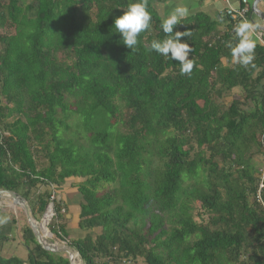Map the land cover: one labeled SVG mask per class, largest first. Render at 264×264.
Returning <instances> with one entry per match:
<instances>
[{
  "label": "trees",
  "instance_id": "obj_1",
  "mask_svg": "<svg viewBox=\"0 0 264 264\" xmlns=\"http://www.w3.org/2000/svg\"><path fill=\"white\" fill-rule=\"evenodd\" d=\"M127 3L0 0V189L22 195L34 216L52 202L49 228L65 240L67 205L50 201V187L84 179L78 226L100 232L69 240L83 264H264V171L254 159L264 157V43L254 66L224 65L239 20L189 15L174 31L191 30L182 42L196 63L180 75L179 62L148 51L165 35L154 0L137 50L123 45L113 26ZM72 112L82 121L71 135ZM21 236L27 261L0 254V264H69L29 226Z\"/></svg>",
  "mask_w": 264,
  "mask_h": 264
},
{
  "label": "clouds",
  "instance_id": "obj_2",
  "mask_svg": "<svg viewBox=\"0 0 264 264\" xmlns=\"http://www.w3.org/2000/svg\"><path fill=\"white\" fill-rule=\"evenodd\" d=\"M123 9V14L114 20V32L119 33L122 37L123 45L134 52L140 44V34L150 29L153 19L152 13L149 11L148 0H128L126 7ZM189 15L190 9L187 5L180 4L174 7L169 15L161 21L160 28L165 34L164 37L162 39H153L148 46V51H153L165 58L179 62L180 75H190L196 63L194 59L189 58L193 48L187 40L182 42V38L190 39L192 36L191 30L174 31V28L182 24V21ZM257 27L258 25L247 18H241L233 26L232 31L235 43L229 41L227 42V47L231 50V57L234 63L245 68L250 65L254 66L253 61L255 60V49L257 47L255 32ZM53 193L55 194L56 191L53 192L52 190ZM53 207L54 205L52 204L47 213L50 214L47 225H50L56 218ZM47 229L53 233L48 226Z\"/></svg>",
  "mask_w": 264,
  "mask_h": 264
},
{
  "label": "crops",
  "instance_id": "obj_3",
  "mask_svg": "<svg viewBox=\"0 0 264 264\" xmlns=\"http://www.w3.org/2000/svg\"><path fill=\"white\" fill-rule=\"evenodd\" d=\"M252 0H248V6L250 7ZM154 4L155 7L159 10V13L162 15V17H167L169 15V13L171 12V10L176 7L177 5L180 4H184L187 5L190 9V15L193 14H197V13H204L206 14L208 17H210L212 20H216L219 21L223 18L225 11L228 8H234V9H239L241 7V1L240 0H230L229 3L225 2L224 0H154ZM260 9L262 11H264V3L262 5H260ZM250 11V10H249ZM246 18L251 21L253 23V20H256L258 23H260V21H258V19H256L255 15L250 12H248V14L246 15ZM225 28L224 24H221L219 26L220 30H223ZM255 38L257 40V43H264V34H262V32L258 29H256L255 32ZM224 65H228V64H232L234 63L233 60L232 62H228V60H223ZM241 93V91H238ZM236 92V93H238ZM250 105L252 106L251 102ZM68 183V181H65ZM72 187V185H70ZM74 188H76V190H69V185H63L60 187H55V186H51L50 189L52 188L53 192L56 191L55 195L56 197H60L65 204L67 205V209H68V214H66L67 217V221L66 225H65V229L66 232L69 233L67 231V229L71 228L69 225L72 221L76 220V225H74L73 227H77V229H79L78 226V222H79V214L81 211V205L83 203V197H81L79 194H81L79 192L78 186L73 185ZM73 214V215H72ZM8 216V213H5L4 216ZM70 215V217H69ZM72 215V216H71ZM4 216H2L0 218V230L2 229L3 234L0 233V238L2 236H6V237H10V235H8V227L10 225H12L11 223H8V219L4 220ZM10 222V221H9ZM4 242L0 241V254H2L4 251L7 252V257H11V256H18L20 258H22L25 261V258L27 257H21L18 254V250H17V244L18 242L15 243L13 241L15 240H7L6 238L3 239ZM28 255V254H27Z\"/></svg>",
  "mask_w": 264,
  "mask_h": 264
},
{
  "label": "rangeland",
  "instance_id": "obj_4",
  "mask_svg": "<svg viewBox=\"0 0 264 264\" xmlns=\"http://www.w3.org/2000/svg\"><path fill=\"white\" fill-rule=\"evenodd\" d=\"M26 1H29V0H26ZM153 5H154L155 10L158 12L159 16L161 17L162 15L159 13V10L155 7V4H153ZM58 58L60 59V61L65 62V63H67V62L70 61V59L68 58L67 54L66 53H63V52H59L58 53ZM239 90H241V89L240 88H234V89H232L230 91H226L225 94H224V97L221 99V101H223L224 103L226 102V104H228L231 101V98L233 97V94L236 93V92H238ZM81 121H82V117L79 114L73 113V112L70 113L69 117L66 119V123L70 127L69 133L71 135H72V132L74 130H76L75 129V126L76 125H79L81 123ZM37 159H38L37 163H38V167L39 168H42V167H45L46 166L47 162L43 158L42 159L41 158H37ZM254 159H255L256 162H258V161L259 162L260 161L262 162V165L263 166L261 165L259 167V169H260V171H264V157L258 156V157H255ZM83 180L84 179L78 178V177L72 178V179H66V181H68V183L65 182L63 185H69V190H76V188H74L73 185H76L77 186ZM70 185H72V187ZM106 185H110V184H106ZM105 189H107V188H105ZM105 191L106 190H101L100 193L101 192H105ZM79 195L81 197L84 196L82 194H79ZM6 200H8V199L6 198ZM199 207H200V204L199 203H196L195 204V211L196 212L198 211ZM3 212L4 213H8V215H9V218H8L7 215L4 216V220H7L8 219L10 221V219H12L13 216L16 218V221H17L16 224L10 225L8 227V235L11 236V240H15V241H13L15 243V245L19 241L18 244H17V250H18L19 256H21V257H27L28 258V255L27 254H28V251L29 250H28V247L24 243V238L21 236V232H22L23 228H27V226H29V224L27 222V219H26V215H25L24 209L22 207H20V206H17V205H13V206H9V207L8 206H4L3 207ZM196 212H194L195 213V219L197 221H199L200 220V217L197 216ZM43 214L42 215L41 214H35V219L37 221H40L42 219ZM66 214H68V209H67V211L65 213V216H66ZM69 217H70V215H69ZM67 220H68L67 217H65V219H62L61 220V224H64V223L66 224L65 221H67ZM9 221H7V222L10 223ZM65 224H64V226H65ZM74 225H76V220H74V221H72L70 223L69 226L71 228L67 229V231L69 233H67L68 234V238L66 240L77 239V238H81V237L88 236V235L97 236V234L100 232V228L93 229V230H81V229H77L76 226L73 227ZM47 226L49 228V224ZM3 232L4 231H2V229H1L0 230V233L3 234ZM52 234L53 235H52L51 238H50V234H49V240H53V241H56V242H61V239L59 237H57L54 233H52ZM0 241L4 242V240L2 239V237L0 238ZM56 254H58V256L59 255H62L63 257H67L66 254L63 253V252L56 253ZM2 256L7 257V252L4 251L2 253ZM27 258H25V261H27ZM123 264H126V263H123ZM136 264H146V263H145L144 259H139Z\"/></svg>",
  "mask_w": 264,
  "mask_h": 264
},
{
  "label": "water",
  "instance_id": "obj_5",
  "mask_svg": "<svg viewBox=\"0 0 264 264\" xmlns=\"http://www.w3.org/2000/svg\"><path fill=\"white\" fill-rule=\"evenodd\" d=\"M263 3L264 0H252L250 5L251 13L255 15L258 21H260V23H258L256 20H253V23L258 25L257 29L260 30L262 34H264V11L260 9V5H262ZM6 198L8 200H6ZM13 205L20 206L24 209L27 222L33 232L34 238L43 249L51 253H65L69 260V264H74V256L76 254L78 256L77 264H83L79 252L69 246L66 242H56L43 237L40 232L38 222L33 217L32 209L28 200H26L22 195L15 191L0 189V207H9Z\"/></svg>",
  "mask_w": 264,
  "mask_h": 264
},
{
  "label": "built area",
  "instance_id": "obj_6",
  "mask_svg": "<svg viewBox=\"0 0 264 264\" xmlns=\"http://www.w3.org/2000/svg\"><path fill=\"white\" fill-rule=\"evenodd\" d=\"M225 2L229 3L230 0H224ZM241 3H242V6L239 8V9H234V8H228L226 11H225V15L226 16H229L232 20L234 21H238L240 20L241 18H246V15L248 14L249 12V6H248V0H240ZM264 87V85H263ZM263 184L260 185V187H262ZM55 199V194L53 193L51 196H50V201H53ZM53 203L51 202L50 204H48L47 208H46V213L49 212V209H50V206L52 205Z\"/></svg>",
  "mask_w": 264,
  "mask_h": 264
},
{
  "label": "bare ground",
  "instance_id": "obj_7",
  "mask_svg": "<svg viewBox=\"0 0 264 264\" xmlns=\"http://www.w3.org/2000/svg\"><path fill=\"white\" fill-rule=\"evenodd\" d=\"M49 218H50V214H47L44 217V219L42 220V222H40L38 224L41 234L46 239H49V234H50V238L52 237V235H51L50 231L47 229V225H46V223L48 222ZM77 259H78V256L75 254V256H74V264H77V262H78Z\"/></svg>",
  "mask_w": 264,
  "mask_h": 264
},
{
  "label": "flooded vegetation",
  "instance_id": "obj_8",
  "mask_svg": "<svg viewBox=\"0 0 264 264\" xmlns=\"http://www.w3.org/2000/svg\"><path fill=\"white\" fill-rule=\"evenodd\" d=\"M32 212H33V211H32ZM46 214H47V213H46V210H45V212H44V214H43V216H42V219H41L40 221H37V220L35 219V220L38 222V224H39L40 222H42V220L44 219V217L46 216ZM33 217L35 218L34 214H33ZM46 225H47V223H46ZM29 227H30V226H29ZM30 229H31V228H30ZM33 236H34V235H33ZM67 238H68V237H67ZM61 242H66V243L68 244L69 240H66V239H65V240L62 241V239H61ZM68 245H69V244H68Z\"/></svg>",
  "mask_w": 264,
  "mask_h": 264
}]
</instances>
